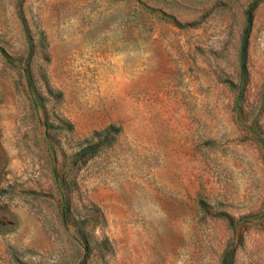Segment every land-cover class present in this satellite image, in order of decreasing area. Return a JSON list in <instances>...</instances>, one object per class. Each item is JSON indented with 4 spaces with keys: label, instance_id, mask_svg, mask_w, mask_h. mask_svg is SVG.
<instances>
[{
    "label": "rangeland",
    "instance_id": "rangeland-1",
    "mask_svg": "<svg viewBox=\"0 0 264 264\" xmlns=\"http://www.w3.org/2000/svg\"><path fill=\"white\" fill-rule=\"evenodd\" d=\"M0 264H264V0H0Z\"/></svg>",
    "mask_w": 264,
    "mask_h": 264
}]
</instances>
